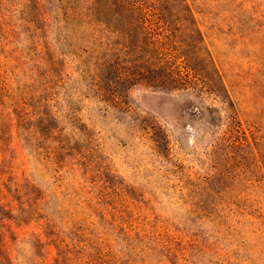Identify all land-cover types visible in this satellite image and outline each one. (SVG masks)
I'll return each mask as SVG.
<instances>
[{"label": "rangeland", "instance_id": "obj_1", "mask_svg": "<svg viewBox=\"0 0 264 264\" xmlns=\"http://www.w3.org/2000/svg\"><path fill=\"white\" fill-rule=\"evenodd\" d=\"M0 264H264V0H0Z\"/></svg>", "mask_w": 264, "mask_h": 264}]
</instances>
